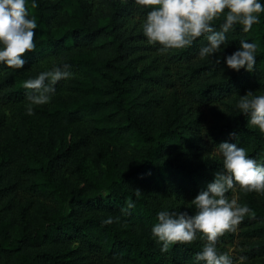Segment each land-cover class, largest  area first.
Listing matches in <instances>:
<instances>
[{"label": "trees", "instance_id": "16d2710c", "mask_svg": "<svg viewBox=\"0 0 264 264\" xmlns=\"http://www.w3.org/2000/svg\"><path fill=\"white\" fill-rule=\"evenodd\" d=\"M26 7L36 48L22 69L0 65V264H196L204 239L161 252L151 228L160 210L195 214L191 199L223 170L220 142L264 163V133L235 106L248 90L264 94V13L247 33L236 25L220 54L255 41L247 72L200 58L204 37L158 51L142 31L151 6L135 0ZM223 20L212 22L217 30ZM54 63L75 75L27 114L23 82ZM227 195L252 211L217 247L234 260L246 255L245 264L264 259V194L237 187Z\"/></svg>", "mask_w": 264, "mask_h": 264}, {"label": "clouds", "instance_id": "9594fccd", "mask_svg": "<svg viewBox=\"0 0 264 264\" xmlns=\"http://www.w3.org/2000/svg\"><path fill=\"white\" fill-rule=\"evenodd\" d=\"M137 5L151 6L142 21V31L147 43L159 45L158 51L190 47L197 38L204 37L207 43L198 51L200 58L212 57L216 64L223 59L224 64L234 71L244 69L252 72L256 64L255 41L240 40L239 46L230 54H220L228 47V33L236 25L241 31L249 32L254 24L261 21L264 0H135ZM27 0H0V65L22 69L26 63L25 53L36 48L34 41L37 20L29 16ZM35 5V0H33ZM226 10V11H225ZM223 15L224 20L217 30L212 23ZM67 63H54L36 76L23 82L27 103L25 111L34 114L35 106L50 103L56 93L55 85L60 80L67 81L75 73ZM236 108L247 116L250 125L264 133V94H253L252 90L239 95ZM237 133L230 132L234 137ZM222 156V171H215L213 178L191 199L195 214L185 210H160L157 222L152 225V237L160 244L161 252L170 245L180 242L191 244L202 238L206 242L195 254L196 264H245L246 255L235 260L227 251L217 247L219 238L235 232L251 209L240 203L237 197L227 194L237 187L242 192L264 194V163L248 155L244 147L237 143L222 141L218 144ZM140 190L137 189V192ZM132 206L131 204L129 205ZM109 217L104 223H111ZM162 242V243H161Z\"/></svg>", "mask_w": 264, "mask_h": 264}, {"label": "rangeland", "instance_id": "374dc122", "mask_svg": "<svg viewBox=\"0 0 264 264\" xmlns=\"http://www.w3.org/2000/svg\"><path fill=\"white\" fill-rule=\"evenodd\" d=\"M31 121L32 122H35V123H38L39 119L37 117H33L31 119ZM39 122L42 123V124H44L42 121H39ZM65 132H66L65 137H66V140L68 141L70 139V137H71L69 128H67ZM93 171H94L93 170V166L89 162H87V164H86V171H85V173L83 175H88V176L91 177L92 174H93ZM81 176H82V174H81ZM230 250H232V248H230ZM253 264H264V259L263 258H260L256 262H253Z\"/></svg>", "mask_w": 264, "mask_h": 264}]
</instances>
